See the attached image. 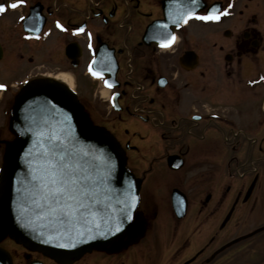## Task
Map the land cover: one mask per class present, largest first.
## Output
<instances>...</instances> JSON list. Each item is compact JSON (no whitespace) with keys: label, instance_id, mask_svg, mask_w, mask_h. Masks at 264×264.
Wrapping results in <instances>:
<instances>
[{"label":"flooded vegetation","instance_id":"flooded-vegetation-1","mask_svg":"<svg viewBox=\"0 0 264 264\" xmlns=\"http://www.w3.org/2000/svg\"><path fill=\"white\" fill-rule=\"evenodd\" d=\"M68 2L77 4L74 0H0V4L6 6L5 11L0 12V84L5 86L0 88V167L8 147L19 137L14 121L18 93L33 80L57 75L49 72L52 49L51 33H47V27L59 29L65 34L66 40L58 55L63 54L70 66L72 61L66 55L67 47L77 43L75 39L81 37L82 26H85V31L91 30L85 19L79 22ZM205 2L207 6L220 3L221 12L218 14L221 18L219 21H203L194 17L188 26L197 31L198 42L194 49H186L183 54L201 49L206 51V66L200 71V75L205 79L202 92L210 93L209 89L212 88L213 91L221 86L223 91L228 87L244 93L251 102H259V114L264 116V0ZM13 3H16L17 7L12 8ZM145 6L162 11L161 0H131L127 5L128 18L122 20L125 21L123 24L126 28L129 26L130 17L153 18V11L142 10ZM117 9V5H109L98 8L87 17L101 20L104 30H112L106 32L105 39L99 34H94V42L91 43L92 55L103 43L108 50L115 49L119 60L127 52L131 54L128 46L121 45V48V43L111 36L114 32L111 27L112 19ZM197 15H207V9ZM158 18L161 17L153 18L150 22ZM39 21H44L41 32L36 31ZM68 37L73 40L67 41ZM146 48L154 53L158 50L154 45ZM210 51L212 55H209ZM144 56L145 60L149 59L147 52ZM154 61L157 64L156 60ZM200 62L199 56V65ZM146 67L144 75L156 93V97L153 95L149 98V105L153 107L146 112L151 121L130 114L125 105L123 110L128 115L150 123L157 130L143 133L123 129L120 112L117 113L119 118L109 120L107 126L105 125L126 149L127 168L141 180L142 185L139 208L132 216L125 234L107 247L95 248L79 258L64 262L39 251L29 250L10 239L6 226L0 219V264H264V208L257 207L260 196L264 198V152L255 136V119H252V125L248 124L252 126L254 133L250 136L252 142L247 144L249 150H252L250 147H258L263 156L258 160L253 159L255 169L248 170L244 175H238L239 172L235 174L233 171L231 173V165L235 159L228 163L231 177L247 180L245 185L233 189L231 185L223 182H219L218 186L212 184L218 169H215L209 154L212 142L207 138V127L213 124L212 120L206 117L209 104L203 105L207 113L197 110L195 105L191 106L194 108L193 113L167 115V103L170 100L180 101L182 90L190 93L187 90L192 85L183 81L182 90L177 91L176 87L168 89L169 84L165 88H159L156 83L160 76H156L150 65ZM198 67L194 70H182L191 74ZM120 82V91L126 96L125 89L128 85L123 84L121 80ZM125 96L121 98L125 99ZM242 104V100H239L237 106ZM253 107L255 109V106ZM234 113L236 114L235 111ZM228 117L233 118V115ZM229 126V129L222 132V141L233 146L243 136L236 133L242 131L236 130L231 124ZM232 131L236 134L231 135ZM243 135L250 134L243 131ZM192 151L198 152L203 158L190 157ZM173 156L180 159L181 167H170L169 158ZM186 166L189 170L180 173ZM226 173L228 174L227 171ZM162 179L172 185L188 182L192 186V193L188 196L182 187L166 186L164 198L167 199H162L167 200V210L148 209L154 206L155 199H160L158 195L164 189L155 183ZM251 186L253 190L250 192ZM174 190L187 197L188 207L183 215V211L174 210ZM232 195L235 196L234 202L228 210V200ZM251 201H254L255 207L249 211H244L245 208L237 211ZM238 205L240 207L237 209ZM213 206L216 211H212ZM218 209L221 211H217Z\"/></svg>","mask_w":264,"mask_h":264},{"label":"water","instance_id":"water-1","mask_svg":"<svg viewBox=\"0 0 264 264\" xmlns=\"http://www.w3.org/2000/svg\"><path fill=\"white\" fill-rule=\"evenodd\" d=\"M162 3L163 18L151 23L143 37L147 45L154 43L162 47V42H169L175 35V29L186 25L206 7L203 0H163ZM219 5L211 6L208 13H218ZM100 48L90 67L103 72L107 86L117 87L118 63L113 50L107 52L106 45ZM67 56L77 60L81 49L70 45ZM181 64L185 68H195L198 57L189 52L181 58ZM159 83L165 86L167 81L162 78ZM118 96L113 97L116 110H120ZM14 119L20 135L8 147L0 169V219L5 223L9 237L28 249L59 261L78 258L93 248L109 246L122 237L139 206L141 180L128 170L126 152L114 135L104 127L89 125L85 119V107L77 96L64 85L51 80L35 81L22 90L16 98ZM69 129L80 147L96 158L98 171L103 174L110 172L101 188L100 203L93 208V219L99 227L90 224V231L85 230L82 223L69 224L57 217L34 212V205L28 199L32 191L30 173L41 163L38 157L48 147L45 141L49 135L62 138ZM169 159L170 167L177 169L182 166L178 157ZM173 207L182 213L187 210L186 197L178 190L173 192ZM125 212L129 219L121 222ZM78 231L84 234H77Z\"/></svg>","mask_w":264,"mask_h":264},{"label":"rangeland","instance_id":"rangeland-1","mask_svg":"<svg viewBox=\"0 0 264 264\" xmlns=\"http://www.w3.org/2000/svg\"><path fill=\"white\" fill-rule=\"evenodd\" d=\"M74 1L77 3L76 5H73L74 2H68V4L71 6H69L70 9L75 12V15L79 18V22H82L85 19L84 21L88 22L89 28L91 29L90 31H81V37L75 39L82 45L84 49V54L81 59V65L78 68L73 69L69 65V63H67L65 56L62 53V56L58 55V51L61 49V46H63V42H65L66 40L65 34H63L59 29H55L48 26L46 31L48 34L51 33L50 43L52 49L51 69L49 72L51 74L66 75L72 80L73 90L78 93L79 98L86 107V120L88 124H102L107 126V122H109V120L111 121L113 119L119 118V115L111 109L110 100L113 91L108 90L104 86L103 80L92 77L88 72V67L92 60V46L90 47V45L94 42V34H99L100 36L104 37L105 34L111 32L112 30H104L101 20H97L95 17L87 19L90 13L95 10L97 11L98 8H105L109 5H117L118 9L116 15L112 19L111 27H113L114 32L111 36L116 37L115 40L121 43L120 46L126 45L129 47V52H131L133 65V69L128 67L127 70L125 64L129 60V58L127 55L121 58L124 64V71L122 72L123 78L128 80L127 77L130 74V77H132V73L134 71L135 78L140 82L145 83V85L149 89L150 94L152 96L154 95L155 97V89L150 84V81H146L147 77L144 75V67L146 69V66L148 65H150L151 70L155 72L156 76L161 75L169 80L168 89L176 87L177 91L182 90L184 89V84L182 82H189L192 86L189 87L187 91H189L190 93L182 90L180 101L170 100L167 103L165 110L167 111V115L169 113L174 116L175 113H182L184 115L186 113H193L194 108L192 107L195 105L197 110H200L201 112H206L203 105L209 104V112H206L207 115L205 113L206 117L212 120L213 123L211 126L207 127V138L210 142H212V148L210 149L209 154L211 156L212 162L214 163L215 169H218L217 177L213 179L212 184H217L218 186L219 182H223L224 184L226 183L228 185H231L233 189H237L240 188L242 185H245L247 180H240L237 177H231V175L229 174L230 172L228 170V163L232 159H235L231 165V173L232 171L235 174L236 172H239L238 175H244L247 173L248 170L255 169V167L252 164L247 163V161H253V159L258 160L260 157L263 156L261 153L264 152V116L259 114V102H251L248 98V95H245L244 93H239L238 91H234L233 89H230L228 87H226L225 91H223L224 89L222 90L221 86L216 87L213 91L212 88L209 89L211 91L210 93L202 92V87L204 85L205 79H203V77L200 75V71H203L204 66H206L205 62H207L208 58L206 51L204 52L202 49L200 51H196L201 58V62L198 69H196L194 73L187 74L182 70L179 64V58L184 54V51L186 49H194V46H196V43L198 42L197 31L194 30L191 26L181 29L178 32L177 42L173 47L163 50L158 49L156 53H154L153 51L147 49L145 46H139V42L143 30L145 29L146 25L150 23L151 19L161 17L162 13L159 9L155 10L153 8L145 6V8H143L142 10L144 12L153 11V18L140 17L139 19V17H136L133 19L130 17L128 21L129 26L126 28L123 24L125 21L122 20L124 16H126V13L128 11L127 5L130 3L131 0ZM120 25H122V27H120ZM130 28H132V31L130 30ZM129 32H131V34L128 35ZM184 37H186L187 39H185ZM67 39V41L69 42L73 40V38L71 37H68ZM204 44L207 45L205 42ZM205 47H208V49L210 48V46ZM146 52L149 54V59L145 60L144 55ZM209 55H212L211 51ZM154 60H156L157 64ZM216 69L219 70V68ZM256 71L257 68L255 67V72ZM187 78L189 81L187 80ZM131 82L133 83V80H131ZM132 89L134 88H130L129 86L125 90L130 93ZM239 100H242L243 102L240 107L237 106ZM133 103L138 105L140 109L144 110L153 107L151 105L144 106L142 102H139L140 104L136 102ZM126 104L127 103H125V105ZM253 106H255V109ZM234 111L236 112V114L234 113ZM119 114L123 129L127 128L131 131H139L143 133H149L157 130L150 123H145L143 120L137 117L128 115L124 110L121 111ZM231 114L233 115V118L228 117L231 116ZM231 119H233V121H231ZM252 119H255V136H257V138L259 139V142L263 149L262 152L259 151L258 147H250V149L252 150H249V146L244 137L236 141L233 146H229L223 143L222 132L226 129H229L230 124L232 125V127H235V129L242 131L241 133H243L244 131L245 133L250 134L249 136H251L254 133L251 126V123H253ZM227 123L229 125H227ZM248 124L251 125L248 126ZM256 124H259V126H257ZM108 126L110 125L108 124ZM231 135H233V133ZM190 157H199L201 159L203 158L202 155L199 156L198 152L193 151L191 152ZM188 170L189 168H187L186 166L182 170H180V173H185ZM212 171L213 170H211V172ZM226 171L228 172V174L226 173ZM167 182L168 181H166L165 179H162L159 183L156 182L155 185L158 184L159 187L163 189L166 186H170L172 188L182 187L186 191L188 196H190V194L192 193V186L188 182H184L183 184L179 185H172ZM159 187L157 186V189ZM157 193H159L158 190ZM165 194L166 190L164 189L158 195L160 199H155L156 203L153 202L154 206L148 207V209L154 208V210H156V208H161L162 210H167V200H163L167 199L164 198ZM234 198V195H232L231 199L229 198L228 210L234 202ZM253 199H255V195ZM239 207L240 205L237 206V209ZM252 207H255L254 201H251L248 205L242 206L237 211H241L242 208L246 209L244 211H249V209ZM257 207L264 208V198L262 196H260L258 200ZM212 211H216L214 206L212 207ZM217 211L221 210L218 209Z\"/></svg>","mask_w":264,"mask_h":264},{"label":"snow or ice","instance_id":"snow-or-ice-1","mask_svg":"<svg viewBox=\"0 0 264 264\" xmlns=\"http://www.w3.org/2000/svg\"><path fill=\"white\" fill-rule=\"evenodd\" d=\"M5 7L0 4V12H4ZM11 7L15 8L17 4L13 3ZM195 18L219 21L221 17L212 11L207 15H197ZM175 40L176 36L173 35L169 42H162L161 46L168 48ZM90 71L98 78L103 77L102 71H95L91 67ZM4 87L0 84V88ZM45 143L48 147L43 149L38 157L41 163L30 173L32 191L28 199L34 205L33 211L57 217L69 224L82 223L85 230L90 231L88 226L95 225L93 208L100 203L101 188L107 182L110 172L103 174L98 171L96 158L90 151L80 147L79 141L70 134V129L62 138L58 135H49ZM128 219L129 216L125 212L121 222ZM77 234L84 233L78 231Z\"/></svg>","mask_w":264,"mask_h":264},{"label":"bare ground","instance_id":"bare-ground-1","mask_svg":"<svg viewBox=\"0 0 264 264\" xmlns=\"http://www.w3.org/2000/svg\"><path fill=\"white\" fill-rule=\"evenodd\" d=\"M56 79L59 80V81L64 82V83L67 84L68 86L72 87V80H71L68 76H66V75H63V74L58 75V76L56 77Z\"/></svg>","mask_w":264,"mask_h":264}]
</instances>
